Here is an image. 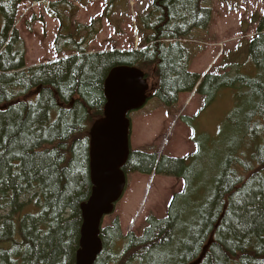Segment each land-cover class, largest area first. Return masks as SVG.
<instances>
[{
  "label": "trees",
  "instance_id": "trees-1",
  "mask_svg": "<svg viewBox=\"0 0 264 264\" xmlns=\"http://www.w3.org/2000/svg\"><path fill=\"white\" fill-rule=\"evenodd\" d=\"M23 1L0 0V264H76L81 206L93 190L89 135L104 117L108 75L120 66L138 68L155 97L175 106L200 80L188 71L191 55L182 42L207 29L212 12L203 0H155L137 18L144 51L88 54L102 20L84 26L74 21V1L49 3L48 15L61 27L57 54L73 55L26 68L15 27ZM118 1L107 0V18ZM253 22L248 56L256 76L237 63L206 76L198 92L211 107L202 119L182 118L198 153L159 162L156 154H130L126 173L183 179L184 193L166 219L149 218L141 237L124 236L119 219L101 228L103 252L95 264H194L208 246L201 264H264V14ZM226 91L235 105L216 118L214 105ZM29 205L41 208L24 211Z\"/></svg>",
  "mask_w": 264,
  "mask_h": 264
},
{
  "label": "rangeland",
  "instance_id": "rangeland-1",
  "mask_svg": "<svg viewBox=\"0 0 264 264\" xmlns=\"http://www.w3.org/2000/svg\"><path fill=\"white\" fill-rule=\"evenodd\" d=\"M72 1L77 2L79 7L77 20L79 23L86 24L102 13L103 1ZM151 1L132 0V12L129 4L127 5V11L131 15L130 19L132 20L123 26V30L120 29L123 34L115 36L114 32H110L109 30L103 34L101 33L97 42L92 46L93 52H110V49L122 51L132 48L128 43L132 41L135 31L130 28V23L134 22L133 18L137 14H142L146 11ZM262 2L264 0H232L231 2H227L226 0H203L201 5L211 9L215 25L217 24V26L208 25L207 30L209 32L207 37H209V41L202 53L193 54L188 71L193 74H199L201 77L204 74L209 75L210 73L214 74L223 71L224 68L221 70V65H224L226 59L239 47L237 64L241 66L242 71L245 73L252 74L250 76H256L257 70L248 56V44L245 42L251 39L257 29L256 24L252 21L253 17L255 15L257 17L262 13L264 14V4ZM31 4L32 2L26 1L19 7V22L17 23L19 29L29 35L26 36V43L30 49V61L28 64H31L34 60V64L49 62L55 59L49 50V39L52 30L50 29L44 35L41 33L42 30L40 32L35 30L30 33L26 30V24L30 25L31 23L36 29L37 22H34L33 19L40 16L43 17L45 6H33ZM234 11L236 16L233 18L231 14ZM114 18L120 22L129 17L127 15L120 16L119 14H115ZM49 22L52 23L50 20ZM205 32L207 31L197 32L198 37H201ZM103 39L105 41L102 43ZM144 46L146 45L139 48ZM43 57L50 59L43 61ZM250 67L251 71H249ZM229 95L232 96V93L225 92L223 98L218 101L217 106L214 105L216 118H221L231 110L232 100L228 103ZM156 103L159 102L153 99L148 103L146 106L148 108L145 111L132 114V121L135 124V129H133L131 136L133 150H142L144 153H148V151L152 152L157 155L158 160L165 156L170 159H181L187 155H191L195 151V145L190 140L191 133L188 126L181 123L180 117H194L195 113L203 107L202 99L197 95L193 97L192 94L185 95L180 98L178 107L174 108L172 112L166 108L158 109ZM128 179L130 182L126 195H129L131 192L132 194L126 198V202L133 196V199L136 200L137 191L142 193L141 197L137 203H125L124 199L117 206L115 213L106 218L104 227L111 225V222L115 218H119L124 236L133 233L140 237L143 233V228H145L147 215L153 214L155 219L160 220L168 216L167 203L164 201H169L171 196L182 187V183L160 173H153L152 175L131 173ZM149 194L151 195V199ZM146 196H149V198L144 200ZM155 199H160L161 202L154 205ZM143 201L146 203L144 207L142 206ZM40 208V206L29 205L24 211L34 213ZM135 216H137L136 219H134ZM134 220H136V224L132 225V221Z\"/></svg>",
  "mask_w": 264,
  "mask_h": 264
},
{
  "label": "water",
  "instance_id": "water-1",
  "mask_svg": "<svg viewBox=\"0 0 264 264\" xmlns=\"http://www.w3.org/2000/svg\"><path fill=\"white\" fill-rule=\"evenodd\" d=\"M147 89L144 75L136 69H115L107 81L105 117L91 130L94 189L89 201L81 206L83 225L76 264H95L103 250L102 221L113 213L126 186V175L121 168L129 157L127 134L130 122L127 115L145 105Z\"/></svg>",
  "mask_w": 264,
  "mask_h": 264
},
{
  "label": "crops",
  "instance_id": "crops-1",
  "mask_svg": "<svg viewBox=\"0 0 264 264\" xmlns=\"http://www.w3.org/2000/svg\"><path fill=\"white\" fill-rule=\"evenodd\" d=\"M25 1V0H24ZM23 1V2H24ZM57 1H60V0H51V3H53V2H57ZM152 2V1H151ZM151 2H150V4H149V6L146 8V11L144 12V13H146L152 6H151ZM22 4V3H21ZM20 4V5H21ZM20 7V6H19ZM19 8H18V17H19ZM132 12V11H131ZM144 13H142V14H137V16H135L133 19H134V22L133 23H130V28L131 29H134V31H135V34H134V36H133V38H132V41L131 42H129L128 43V45L129 46H132V48H128V49H125V50H135V49H137L139 46H140V42H141V37L139 36V35H137V32H138V27H137V24H136V22H137V18H138V16L139 15H143ZM78 13H77V15H76V18H75V23H78V24H81V25H84V26H89L90 25V23H91V21L92 20H94V19H97V18H99V17H101L102 16V13L99 15V16H97L96 18H93V19H91L88 23H86V24H82V23H79V22H77V20H78ZM231 16H233V18L236 16V13H235V11L231 14ZM17 17V22H16V29L18 30V32H19V34H20V36H21V38L23 39V41H24V43H25V49H26V68H34V67H38V66H40V65H46V64H50V63H54V60L57 58V57H59V55L57 54V51H56V41H57V38H58V36H59V33H60V21L56 18V17H51L50 15H48V11L46 12V13H44L43 14V17H38V18H32L33 19V21L34 22H37V27H36V29L34 28V26H32V23L29 25V24H26V30L28 31V33H30L31 31H35V30H38V32H40L41 30H42V34L44 35L46 32H49L50 31V29L52 30V34L50 35V45H49V50H50V53H52L53 54V58H55V59H53V60H51V61H49V62H41V63H39V64H34L33 62H35V60L31 63V64H28V62L30 61V49H29V46H27V38H26V36H29L27 33H24L23 31H21L20 29H19V26H18V22H19V18ZM127 17H129L128 19H125L126 21H127V24H128V22L129 21H131L132 19H130L131 18V15L128 13L127 14ZM49 20L50 21H52V23H50L49 22ZM30 21H32L31 19H30ZM224 25V24H223ZM212 26H214V27H216L217 26V24L215 25V21H214V19H213V21H212ZM41 28V29H40ZM197 32H200V31H196V32H194V34L192 35V38L193 39H196V40H199L201 43H207L208 41H209V37H207V35H208V32H209V30L207 31V32H205V33H203V35H201V37H198V33ZM97 42V40H95L94 42H92L90 45H89V47H88V54H95V53H102V51H99V52H93V50H92V46L95 44ZM243 42V41H242ZM241 42V43H242ZM248 44H249V41H248ZM204 48L205 47H203V46H200V45H197V46H194V45H186V47H184V49L185 50H189L191 53H192V58H193V54H195V53H202L203 51H204ZM247 50H248V48H247ZM233 52H235L234 53V57H238L239 56V47H238V49H236L235 51H233ZM62 55H68V57H71L73 54H72V52H64ZM62 55H60V56H62ZM232 55V54H231ZM50 58H48V57H43V61H46V60H49ZM64 60V59H63ZM233 60H235V59H233ZM236 60H237V58H236ZM229 64H232L231 63V60L230 59H228L227 61H226V63H224V65H221V70L223 69V71H220V72H216V73H214V74H217V75H219V74H222V73H224V71H228L229 70V67H228V65ZM219 66V65H218ZM122 67H127V66H120V67H117V68H114L113 70H115V69H118V68H122ZM129 68H134V67H129ZM219 68V67H218ZM112 70V71H113ZM112 71L110 72V74L108 75V77H107V79H106V81L108 80V78L110 77V75H111V73H112ZM105 84H106V82H105ZM105 93V92H104ZM105 99H106V96H105ZM196 114V113H195Z\"/></svg>",
  "mask_w": 264,
  "mask_h": 264
},
{
  "label": "snow or ice",
  "instance_id": "snow-or-ice-1",
  "mask_svg": "<svg viewBox=\"0 0 264 264\" xmlns=\"http://www.w3.org/2000/svg\"><path fill=\"white\" fill-rule=\"evenodd\" d=\"M3 155V153H0V156H2ZM17 155H19V153H17Z\"/></svg>",
  "mask_w": 264,
  "mask_h": 264
},
{
  "label": "bare ground",
  "instance_id": "bare-ground-1",
  "mask_svg": "<svg viewBox=\"0 0 264 264\" xmlns=\"http://www.w3.org/2000/svg\"><path fill=\"white\" fill-rule=\"evenodd\" d=\"M38 200V199H37ZM35 216V215H34ZM43 230V229H42Z\"/></svg>",
  "mask_w": 264,
  "mask_h": 264
}]
</instances>
